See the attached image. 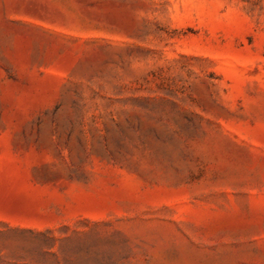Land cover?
Here are the masks:
<instances>
[{
    "label": "rangeland",
    "instance_id": "obj_1",
    "mask_svg": "<svg viewBox=\"0 0 264 264\" xmlns=\"http://www.w3.org/2000/svg\"><path fill=\"white\" fill-rule=\"evenodd\" d=\"M0 264H264V0H0Z\"/></svg>",
    "mask_w": 264,
    "mask_h": 264
}]
</instances>
